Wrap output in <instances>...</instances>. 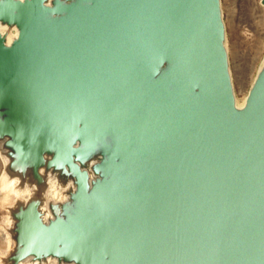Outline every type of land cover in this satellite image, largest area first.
<instances>
[{
    "label": "water",
    "instance_id": "95a60500",
    "mask_svg": "<svg viewBox=\"0 0 264 264\" xmlns=\"http://www.w3.org/2000/svg\"><path fill=\"white\" fill-rule=\"evenodd\" d=\"M0 161V264H264V51L239 100L221 0H0Z\"/></svg>",
    "mask_w": 264,
    "mask_h": 264
},
{
    "label": "rangeland",
    "instance_id": "374dc122",
    "mask_svg": "<svg viewBox=\"0 0 264 264\" xmlns=\"http://www.w3.org/2000/svg\"><path fill=\"white\" fill-rule=\"evenodd\" d=\"M221 3L226 25L227 44L234 89L237 98L241 100L246 94L256 67L263 55L262 47L254 58L252 56L249 57L246 44L244 43V32L249 26L248 11L251 5H253L254 0H221ZM241 53L246 54L245 60L240 57ZM242 59L245 61L247 67L241 72L239 65H241Z\"/></svg>",
    "mask_w": 264,
    "mask_h": 264
},
{
    "label": "bare ground",
    "instance_id": "6f19581e",
    "mask_svg": "<svg viewBox=\"0 0 264 264\" xmlns=\"http://www.w3.org/2000/svg\"><path fill=\"white\" fill-rule=\"evenodd\" d=\"M248 16L249 29L247 28L244 32V43L246 44L249 57L252 56L254 58L262 47L264 51V8L260 5V0H258V5L257 0H254L253 5L249 8ZM240 57L245 60L246 54L241 53ZM244 60L242 59L241 65H239L241 72L247 67ZM1 201L9 202L10 197L5 195L1 198Z\"/></svg>",
    "mask_w": 264,
    "mask_h": 264
}]
</instances>
